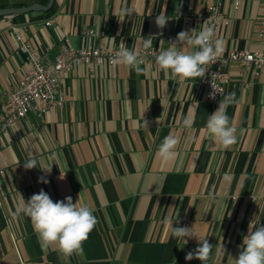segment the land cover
<instances>
[{
	"label": "crops",
	"instance_id": "1",
	"mask_svg": "<svg viewBox=\"0 0 264 264\" xmlns=\"http://www.w3.org/2000/svg\"><path fill=\"white\" fill-rule=\"evenodd\" d=\"M49 1L0 0V12L47 7ZM240 2L238 10L232 3L224 7L229 18L220 34L224 56L259 47L264 0ZM210 3L54 0L46 12L0 14V116L7 92L28 67L14 30L45 63L54 60L65 39L81 46L83 28L94 30L98 48L116 49L124 42L139 52L151 36V48L167 50L185 30L184 19L205 12ZM127 8L134 12L121 15ZM163 10L169 20L161 34L155 18ZM202 27L195 20L188 25ZM139 68L104 65L90 72L74 66L60 84L61 109L31 112L0 138V264H202L185 260L199 246L197 239L185 238L184 244L172 237L165 218L179 219L173 227H193L206 237L213 248L205 264H233L249 223L264 224V67L257 75L234 64L226 68L223 96L235 94L226 114L237 129V143L229 149L207 133L208 115L223 96L216 104L207 102L202 77L173 80L158 67ZM184 118L192 120L191 128L181 126ZM170 133L179 138L178 156L163 162L157 148ZM29 158L37 163L26 170ZM50 167V173L43 171ZM41 176L48 183L39 182ZM41 189L54 202L71 196L92 210L97 224L82 255L65 258L55 245L42 246L31 219L13 216L20 196L27 201Z\"/></svg>",
	"mask_w": 264,
	"mask_h": 264
},
{
	"label": "clouds",
	"instance_id": "2",
	"mask_svg": "<svg viewBox=\"0 0 264 264\" xmlns=\"http://www.w3.org/2000/svg\"><path fill=\"white\" fill-rule=\"evenodd\" d=\"M133 12V9L127 8L121 12V15H131ZM168 20L164 10L156 16L155 24L161 30V34ZM151 47L152 37L149 36L144 40L143 48L148 50ZM189 48L192 50H186ZM224 50L223 39L215 38L214 27L205 22L199 31L187 29L179 32L175 40L169 42L167 50L159 51L155 57V63L169 79H195L204 77L209 66L218 61ZM111 63L123 65L139 72V65L143 63V57L137 51L129 50L125 43L121 42L119 51L111 58ZM215 75L213 73L212 78ZM211 87L212 91L208 95L209 99L214 100L217 93L220 94V92L214 83H211ZM234 96V93L224 95L223 99L219 101L218 108L208 115L206 122L208 135L224 149H229L237 143V129L230 125L226 114V109L233 103ZM144 123L148 126V121L144 120ZM192 123L190 118H184L181 121V126L191 128ZM179 142V138L170 133L158 146L156 155L163 162L174 161L178 156L176 149ZM49 159H55V154ZM36 163L34 158H29L23 166L28 170L36 167ZM43 171L50 173L51 167L44 168ZM39 182L48 183L43 176L39 178ZM21 215L31 219L33 230L42 246L55 245L65 258H70L74 254H83L82 245L97 224L96 217L87 205L73 203L71 196L54 202L43 189L39 193L33 194L27 201L20 196V202L16 206L13 216L19 218ZM163 223L167 226L171 236L183 240L184 244L188 242L185 238H196L199 246L193 251H189L185 255V260L198 259L202 264H205L213 248L206 237L197 236L193 227H173L174 223L179 224V219L172 221L165 218ZM232 260L233 264H264V224H254L253 221L249 223L248 233L243 237L240 254Z\"/></svg>",
	"mask_w": 264,
	"mask_h": 264
},
{
	"label": "built area",
	"instance_id": "3",
	"mask_svg": "<svg viewBox=\"0 0 264 264\" xmlns=\"http://www.w3.org/2000/svg\"><path fill=\"white\" fill-rule=\"evenodd\" d=\"M232 3L233 9L238 10L240 0H211L207 10L199 14H191L184 19L185 30L192 20L204 24L207 22L214 27L215 38H220L221 31L229 24V18L225 13V4ZM51 22H46L49 25ZM177 21L175 20V25ZM261 28L256 36L259 39L258 50L231 51L227 56H222L217 62L209 66L208 72L201 79L204 98L210 104H216L224 94L229 83V73L226 68L237 65L251 70L255 75L259 74L264 67V15L260 20ZM96 34L92 28H83L80 33L81 46H69L67 40H63L59 52L52 62H42L35 54V50L25 41L18 30H14L16 47L27 56V70L20 78L18 86L6 94L5 109L0 116V138L19 120L29 113L44 114L53 109H61L64 105V95L61 91V81L68 76L73 67L83 66L90 72L101 66H113L111 58L119 51L95 47L93 42ZM124 43V42H123ZM164 49L140 50L138 53L143 57V63L139 66L158 67L155 57ZM215 77L212 78V74ZM211 83L217 86L216 98L209 99L212 91ZM0 175H4L0 171Z\"/></svg>",
	"mask_w": 264,
	"mask_h": 264
},
{
	"label": "water",
	"instance_id": "4",
	"mask_svg": "<svg viewBox=\"0 0 264 264\" xmlns=\"http://www.w3.org/2000/svg\"><path fill=\"white\" fill-rule=\"evenodd\" d=\"M54 0H50L49 1V5L47 7H42L39 5H35V6H30L28 8H24V9H10V10H2L0 12V14H12V13H25V12H29V11H42V12H46L50 9L52 3Z\"/></svg>",
	"mask_w": 264,
	"mask_h": 264
}]
</instances>
